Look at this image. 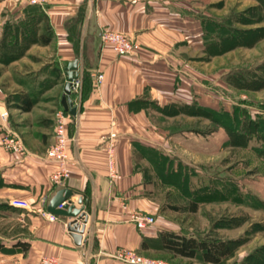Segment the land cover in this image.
<instances>
[{
    "label": "crops",
    "instance_id": "1",
    "mask_svg": "<svg viewBox=\"0 0 264 264\" xmlns=\"http://www.w3.org/2000/svg\"><path fill=\"white\" fill-rule=\"evenodd\" d=\"M180 7L185 10L180 11ZM80 11H84L85 18L81 45L85 38L87 63L91 74L95 70L103 73V80L77 105L78 113L69 126V178L54 185L50 175L56 164L48 154L54 142V117L39 101L30 111H20L11 99L7 101V93L14 87L40 91L55 83L61 86L58 101L61 100L65 64L79 58V72L82 68V50L77 58L66 27ZM44 12L54 32L51 43L32 44L18 59L0 63L4 81L0 83V114L8 115L5 122L0 121V140L16 134L25 149L19 155L0 145V242L5 247L0 250V264H37L45 257L56 258L58 264H121L109 257L117 248L160 256L140 249L142 236L155 237L165 228L156 219L159 206L148 192L141 168L136 166L148 164L136 144L169 156L162 144L170 138L197 136L209 145V138L217 134L222 137L223 147L227 134L223 129L205 136L186 130L170 132L153 123L152 115H161L148 111L147 102L159 107L196 102L203 108L229 112L239 99L223 96L226 92L217 94L213 87L215 83L223 85L222 77L227 73V67L217 59L237 48L210 55L204 47L201 23L189 1L45 0ZM31 13L32 5L23 0H0V40L6 25L29 20ZM102 30L122 33L135 41L139 45L137 56H117L109 45L101 43ZM55 69L61 70L57 79ZM8 73L10 79L2 76ZM165 119L194 121L184 115ZM111 133L116 135V179L107 174ZM66 188L73 190L70 199L75 206H84L88 215L80 245L74 244L65 228L67 218L56 216L50 220L44 214L51 197ZM13 200H25L30 209L13 207ZM133 211L152 215L156 225L139 230L128 219ZM17 243H27V250L22 251Z\"/></svg>",
    "mask_w": 264,
    "mask_h": 264
},
{
    "label": "rangeland",
    "instance_id": "2",
    "mask_svg": "<svg viewBox=\"0 0 264 264\" xmlns=\"http://www.w3.org/2000/svg\"><path fill=\"white\" fill-rule=\"evenodd\" d=\"M181 1L193 3L197 20L200 17H233L237 13H246L248 8L258 4L256 0ZM184 8L180 7V11L185 10ZM261 14L257 10V12H249L246 15L258 17ZM235 26L243 29L257 28L264 26V20L258 24H235ZM217 60L218 63L227 67V73L234 68H245L256 69L257 75L262 76L261 73L264 74V38L258 40L253 46L239 47ZM0 73L2 74V71ZM10 74L2 76H7L4 78L10 79ZM214 75L212 72L213 83H215L216 77ZM2 78L0 77V83L4 82ZM222 81L224 84L219 87L217 83H215L217 87L213 85V90L216 89L217 94L226 92L223 96L225 95L231 100L239 99L235 102L236 105L246 110L250 116L264 117V88L256 91H238L230 87L223 77ZM54 84L40 91L34 88L14 87L7 93V96L14 97L16 100L19 96H33L42 103L41 106H44L46 111L55 117L56 113L61 110L58 101L61 86H54ZM229 88L235 93H231ZM71 97L74 100L73 93ZM151 120L170 132L193 127L203 129L204 127L202 124L185 119L163 121L157 119L155 115H152ZM190 137L184 135L170 138L164 145L162 144L165 147L164 152L168 153L170 158L181 163L172 164V168L178 171L176 176L170 175L169 171L165 172L167 170L162 167L159 168L160 173L164 174L161 180V178H157V170L153 164H136L144 169L150 181L147 183V188L153 199H156L158 208L163 206L162 210H158L155 215L158 223L165 230L187 235L208 234L215 238L234 241V249L231 254L222 259L219 264H264V161L248 148H234L223 144L222 147L220 145L222 137H218L217 134L209 138V145H206L197 136ZM163 165L165 166V164ZM192 201H197L198 204L195 213L188 210V205ZM172 207H177L178 210H173ZM218 222L225 224L224 227L215 228L214 226ZM155 225L156 221L153 226ZM141 255L171 261L175 264H205L199 258L173 259L168 255L156 257Z\"/></svg>",
    "mask_w": 264,
    "mask_h": 264
},
{
    "label": "trees",
    "instance_id": "3",
    "mask_svg": "<svg viewBox=\"0 0 264 264\" xmlns=\"http://www.w3.org/2000/svg\"><path fill=\"white\" fill-rule=\"evenodd\" d=\"M257 6L250 7L246 13H237L233 17L226 16L222 18L200 17L199 21L203 30L204 47L210 55H220L239 47L253 46L258 40L264 38V26L257 28H239L237 25H252L261 23L264 20V0H256ZM43 6L32 5L34 13H31L29 20L23 19L16 24H8L4 27L3 35L0 40V63L7 64L18 59L25 49L32 44L42 46L48 45L54 39V32L46 21L47 17ZM261 12L258 17L246 15L249 12ZM32 11V10H30ZM84 11H80L77 17L66 24L68 34L72 39L74 48L76 49L77 58L82 50V68L78 73L80 86V103L88 96L93 88L91 78V67L88 55L86 54L85 38L82 40V27L84 24ZM39 22H42L41 26ZM79 59V58H78ZM67 64H65L66 67ZM56 79L61 77V70L55 69ZM258 76L255 70L245 68H234L223 76V80L232 88L238 91H256L264 88V74ZM65 84V83H64ZM11 99L22 112H28L37 102V98L33 96H19L16 100L14 97L7 96V101ZM59 107L63 110L60 100ZM147 108L150 112H155L161 116H157L159 120H166V117H175L184 115L192 117L194 122L204 125L201 128H188L178 131H189L202 136L209 135L218 129H223L227 134V141L224 146L234 148H248L258 158L264 161V117H252L246 110L239 106H234L230 112L223 109L213 110L198 106L196 102L191 104H170L159 107L153 102H147ZM136 149L140 152V156L153 164L157 170V178L164 177L160 173V169L167 170L170 175L176 176L177 169H173L172 164H181L179 161L170 158L163 153L136 144ZM159 164H162L159 166ZM165 164V166L163 165ZM155 165V166H154ZM154 170V169H153ZM144 175V183L147 185L149 179L144 169L141 168ZM159 172V173H157ZM149 194L150 191L148 190ZM152 195V194H151ZM156 201V199H154ZM157 203V202H156ZM158 204V203H157ZM197 201H192L188 205L191 213L197 211ZM163 206L159 210H162ZM178 210L177 207H172ZM225 224L220 222L215 224V228L224 227ZM20 245L22 251H26L28 244ZM4 244L0 242V250H3ZM140 249L142 251H152L161 255H168L170 258L180 259H196L199 258L205 264H219L220 261L228 257L234 249V241L215 238L212 235H187L184 233L174 232L162 229L155 237L141 238Z\"/></svg>",
    "mask_w": 264,
    "mask_h": 264
},
{
    "label": "built area",
    "instance_id": "4",
    "mask_svg": "<svg viewBox=\"0 0 264 264\" xmlns=\"http://www.w3.org/2000/svg\"><path fill=\"white\" fill-rule=\"evenodd\" d=\"M28 5L43 6L45 0H23ZM100 41L102 44L109 45L114 53L119 57L124 56H137L139 45L128 38L122 33L112 32L108 30H102L100 32ZM92 84L94 88H98L103 80V73L95 70L91 74ZM80 86L81 82L77 78L73 80L70 89L71 94H74V100L71 97L73 103L78 105L80 103ZM7 113L4 112L0 114V121L5 122L7 120ZM73 121V117L68 115L64 110H60L56 113L54 117V142L48 150L49 159L56 164V168L50 175V179L54 185H61L69 178V172L67 165L69 163V152H70V142L72 141V136L69 134V126ZM115 133L109 135L108 146H107V174L111 179L118 178V171L114 162V142ZM0 145L7 151L23 155L25 153L24 144L21 138L16 134H8L1 138ZM13 207L24 209L28 211L30 209V204L25 200H13L10 203ZM61 205L59 206V208ZM44 214L50 220H54L57 217L44 211ZM128 219L131 223L139 230H145L152 227L155 224V219L143 212L133 211L129 213ZM67 230V224H65ZM110 258L120 262L121 264H175L171 261L151 258L143 256L140 253L126 249L117 248L112 254L109 255ZM37 264H58V260L54 257L42 258Z\"/></svg>",
    "mask_w": 264,
    "mask_h": 264
},
{
    "label": "water",
    "instance_id": "5",
    "mask_svg": "<svg viewBox=\"0 0 264 264\" xmlns=\"http://www.w3.org/2000/svg\"><path fill=\"white\" fill-rule=\"evenodd\" d=\"M80 59L68 62L64 68L65 85L61 95V106L63 110L70 116L75 117L78 113V107L70 97V89L73 80L78 78L80 69ZM74 194L71 189L58 190L49 200L46 210L54 216H61L68 219L67 231L73 239L75 245H80L83 241L85 226L88 220V215L84 211V206L76 207L70 197ZM77 204H81V198H78ZM61 207L59 208V206Z\"/></svg>",
    "mask_w": 264,
    "mask_h": 264
}]
</instances>
